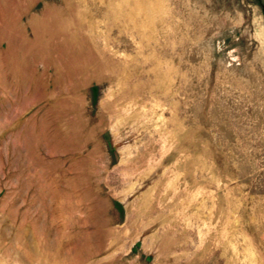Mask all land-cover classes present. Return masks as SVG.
<instances>
[{
    "label": "rangeland",
    "instance_id": "rangeland-1",
    "mask_svg": "<svg viewBox=\"0 0 264 264\" xmlns=\"http://www.w3.org/2000/svg\"><path fill=\"white\" fill-rule=\"evenodd\" d=\"M0 264H264V0H0Z\"/></svg>",
    "mask_w": 264,
    "mask_h": 264
},
{
    "label": "bare ground",
    "instance_id": "bare-ground-1",
    "mask_svg": "<svg viewBox=\"0 0 264 264\" xmlns=\"http://www.w3.org/2000/svg\"><path fill=\"white\" fill-rule=\"evenodd\" d=\"M8 32V31H7ZM13 49V48H12ZM90 51V50H89ZM93 51V50H92ZM32 57V56H31ZM31 70V69H30ZM70 125V124H69ZM67 137V136H66ZM68 139H69V137H68ZM90 144V143H89Z\"/></svg>",
    "mask_w": 264,
    "mask_h": 264
}]
</instances>
